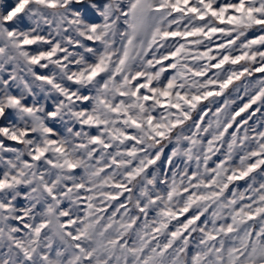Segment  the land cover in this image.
I'll return each mask as SVG.
<instances>
[{
  "label": "rangeland",
  "instance_id": "rangeland-1",
  "mask_svg": "<svg viewBox=\"0 0 264 264\" xmlns=\"http://www.w3.org/2000/svg\"><path fill=\"white\" fill-rule=\"evenodd\" d=\"M260 24L264 0H0V264H264Z\"/></svg>",
  "mask_w": 264,
  "mask_h": 264
},
{
  "label": "trees",
  "instance_id": "trees-1",
  "mask_svg": "<svg viewBox=\"0 0 264 264\" xmlns=\"http://www.w3.org/2000/svg\"><path fill=\"white\" fill-rule=\"evenodd\" d=\"M260 25L264 26V24H260ZM253 26H257V25H253ZM241 62L249 63L248 61H241ZM137 179L138 178L136 177V178H134L133 180H131L129 182L130 189L128 190V197H129L128 204H129L131 210L136 214V216H139L140 215V210L135 205V202H134V199H133V189H134V186H135V183H136ZM234 181L235 180L229 181V184H232ZM126 235H128V233H126Z\"/></svg>",
  "mask_w": 264,
  "mask_h": 264
}]
</instances>
